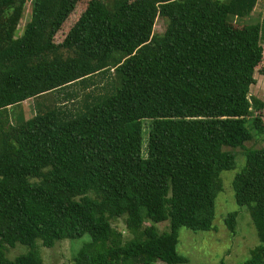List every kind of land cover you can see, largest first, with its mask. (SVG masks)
Masks as SVG:
<instances>
[{
	"label": "trees",
	"instance_id": "obj_1",
	"mask_svg": "<svg viewBox=\"0 0 264 264\" xmlns=\"http://www.w3.org/2000/svg\"><path fill=\"white\" fill-rule=\"evenodd\" d=\"M27 1L0 0V264H43L40 247L84 236L72 264H186L179 230L214 229L236 149L233 197L258 240L243 264H264V147H246L264 143V103L249 96L264 9L257 24L228 20L264 0H89L60 43L81 0H33L16 37ZM27 101L32 117L13 126ZM16 245L26 252L10 260Z\"/></svg>",
	"mask_w": 264,
	"mask_h": 264
},
{
	"label": "rangeland",
	"instance_id": "obj_2",
	"mask_svg": "<svg viewBox=\"0 0 264 264\" xmlns=\"http://www.w3.org/2000/svg\"><path fill=\"white\" fill-rule=\"evenodd\" d=\"M89 0H81V2L75 7V10L69 16L64 27L55 36L54 42L60 43L67 34L68 28L85 9V4ZM104 2L109 0H102ZM32 2L28 0L25 7L20 23L17 27L16 37H19L23 32V29L27 22H29L32 14ZM264 9V1L259 3L256 12L254 13V19H258V12H262ZM256 18V19H255ZM72 22L70 23V21ZM229 22L232 24H244L255 23V21L249 20V18H236L229 17ZM249 20V21H248ZM260 22V21H259ZM257 24V23H256ZM164 23L161 20H157L154 26V33L161 34L163 32ZM264 66V62L263 65ZM256 84L250 89L249 96L255 98L264 103V77L258 73L254 76ZM77 87L72 88L76 90ZM71 91V88L68 92ZM95 93L96 89L90 87L87 90L78 92L75 99L80 102L83 96L89 92ZM58 105L63 108L73 109V105L77 108V103L72 97H66L65 93L59 95L55 94ZM65 97V99H64ZM46 104V102H43ZM36 107L35 109H37ZM42 108V105L40 109ZM39 109V108H38ZM34 111L32 109V102L27 101L23 105L15 106L11 108L12 125L17 126L21 123L28 121ZM264 114V110H263ZM147 126V122L145 124ZM145 136V133H144ZM145 140V138H144ZM247 148L264 147L262 142H253L246 144ZM236 156V167L232 171L222 172L220 175L222 181V192H220L215 199V217L213 221V230L210 232H198L193 233L186 229L179 230L178 245L176 252L178 255L187 259L186 264H243L249 256V251L258 244L255 229L252 225L248 211L245 207H238L234 201L232 180L234 175L239 171L243 164L242 151L239 149L232 151ZM145 155V154H144ZM235 213V227L234 233L225 225V218L227 214ZM112 226L117 230H123L122 221L113 222ZM160 232H168L167 223L157 225ZM126 236V235H125ZM89 240L88 236H84L79 240H64L55 244L52 249H45L40 247L39 254L42 258L43 264H72V258L77 250ZM40 246V245H39ZM26 250L21 245H16L15 248H10L6 251V257L10 260L25 253Z\"/></svg>",
	"mask_w": 264,
	"mask_h": 264
},
{
	"label": "crops",
	"instance_id": "obj_3",
	"mask_svg": "<svg viewBox=\"0 0 264 264\" xmlns=\"http://www.w3.org/2000/svg\"><path fill=\"white\" fill-rule=\"evenodd\" d=\"M253 15H254V13L251 14L249 20H251V21H255V23H249V25L256 24V23H258V22L261 20V16H258V19L255 18L256 20H253V19H254V18H253V17H254ZM249 20H248V21H249Z\"/></svg>",
	"mask_w": 264,
	"mask_h": 264
}]
</instances>
